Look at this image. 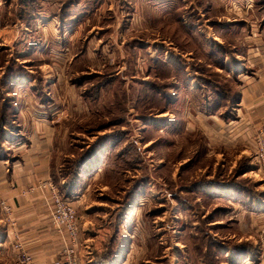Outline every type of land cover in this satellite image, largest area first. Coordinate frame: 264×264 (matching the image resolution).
<instances>
[{"label":"rangeland","instance_id":"rangeland-1","mask_svg":"<svg viewBox=\"0 0 264 264\" xmlns=\"http://www.w3.org/2000/svg\"><path fill=\"white\" fill-rule=\"evenodd\" d=\"M75 1L64 17V0L47 8L39 0L30 26L47 13L54 29L37 46L22 42L21 33L13 41L2 33L0 116L12 119L3 131L10 140L56 139L59 183L52 180L60 190L69 183L64 175L79 170L69 202L80 232L94 234L81 229L92 225L107 232L89 264H230L232 246L246 241L235 220L264 210V171L255 158L261 131L247 135L237 107L226 118L228 109L212 111L218 105L212 100L220 82L224 96L228 86L241 92L240 64L264 42V31L263 38L257 32L264 30V2L120 0L119 10L107 4L97 11L98 0ZM17 6L0 0V26L28 25ZM224 57L230 74L219 67ZM10 69L19 74L13 86L6 80ZM209 113L231 120L219 131L229 142L220 144ZM27 122L35 128L19 130ZM6 226L0 205V233ZM3 246L0 264H21ZM107 249V261L98 263Z\"/></svg>","mask_w":264,"mask_h":264},{"label":"crops","instance_id":"crops-1","mask_svg":"<svg viewBox=\"0 0 264 264\" xmlns=\"http://www.w3.org/2000/svg\"><path fill=\"white\" fill-rule=\"evenodd\" d=\"M42 1L44 8H47L48 5L56 6L59 4L60 0ZM83 1L92 2L97 0ZM98 1L101 2V5L96 7L95 10L97 11L106 10L107 4L109 6H107L108 9L115 5L117 9L119 8L120 0ZM122 2L127 3V0H122ZM11 4L12 3L10 2L9 5L11 6ZM9 5L8 7L10 8ZM128 6L131 7L132 5ZM93 8L94 7L86 5V11L92 12ZM121 9H123V7L120 8V10ZM44 14L40 13V19L35 22L34 26H24L22 25L23 23H18V21L14 24L5 23L1 25L0 38L2 33H5L4 38L8 40L10 37V41H13L15 33H21L23 34V38H21L22 42H24L26 38V43H29V45L34 44V46H37L38 43H43V40L47 36L44 33L48 34V29L50 27L51 29H54L51 25L52 21L49 18L47 19L49 15ZM226 29H229V27L226 26ZM263 31L264 30L262 29L261 31H257L261 32L258 34L260 38H263ZM255 46L258 52L256 51L255 53L250 54V58L249 56H245V59L240 64V69H243L244 73H241L243 76V82L241 86L240 100L236 106L238 110V118H236V120L243 121L244 124H242L241 128L246 130L247 135H251L250 130L254 132L264 131V42H257ZM204 108H206L205 105ZM21 110L22 109L20 108L18 109L19 117L21 116L20 112L22 113ZM206 117H208L207 122H212L214 124L216 123L215 121H217L218 125H211V129H216L218 127V130L216 131L219 134H221L219 131H224L226 126L230 127V124L232 123L231 120L228 119H223L224 122H219L218 117L215 116L214 113H209ZM211 117L214 119H211ZM36 124H39V122H36ZM220 124L221 126H219ZM39 125L45 124L41 123ZM27 126L30 129L35 128L34 122H27L25 123V126L19 124L17 127L21 130V127L26 129ZM216 131L212 130V133L217 135ZM5 135L4 146L6 152L7 150L9 151V154L5 153L3 157H0V199L8 200L10 204L13 205L16 230L25 248L33 256L35 263L50 264L53 260L61 258L64 239L63 234L52 225L50 211L51 202L47 197V193L39 188L38 185L41 181L52 180V173L56 168L54 159L56 139L54 137H44V135L32 134L17 138V140H10L7 136V131L5 132ZM217 136L221 139L220 144L229 142V140L222 134ZM32 186L35 188L29 190ZM261 205H264V200H262L260 206ZM235 221L244 227V233L240 236V239L244 238L246 241L253 239L256 241V246L253 251H248L246 254L240 255L238 258H234L233 261H230V264H264V236L261 234V230L264 226V210L256 215L252 213V211H248L245 218L243 217V219ZM84 227L85 226L81 228L83 231L86 230L90 233L93 231L94 233L89 235L80 232V241L82 244V247L79 250L81 251L80 256L82 261L86 259L84 262L89 264L94 261V256H92L91 253H93V251H100L96 242L107 236V234L105 235V230L102 232L100 229H95L93 225L88 226V228ZM1 234L0 243L4 245V248L9 247L13 250V253L17 256L13 247L14 240L12 230L9 225L5 227L4 232L0 233V235ZM122 264L125 263L123 262Z\"/></svg>","mask_w":264,"mask_h":264},{"label":"built area","instance_id":"built-area-1","mask_svg":"<svg viewBox=\"0 0 264 264\" xmlns=\"http://www.w3.org/2000/svg\"><path fill=\"white\" fill-rule=\"evenodd\" d=\"M255 158L260 169L264 171V131H261L255 138ZM47 193L51 202V218L53 226L63 234L64 247L61 250V258L53 260L50 264H82L79 259V250L82 247L80 241V227L76 208L66 200L59 187L53 180L41 181L38 185ZM32 186L29 190H33ZM4 220L12 230L13 247L17 254V259L21 264H36L31 253L25 248L16 230V220L14 218V207L8 200L0 201ZM264 236V226L261 230Z\"/></svg>","mask_w":264,"mask_h":264},{"label":"trees","instance_id":"trees-1","mask_svg":"<svg viewBox=\"0 0 264 264\" xmlns=\"http://www.w3.org/2000/svg\"><path fill=\"white\" fill-rule=\"evenodd\" d=\"M74 2H77L75 0H64L63 2V7H61V10H60V14H63L64 17H67L69 15V10H70V6H72L71 4H74ZM262 2H264V0H262ZM17 7H18V10H17V16L18 18H20L21 20H24L25 21V18L26 19V23L28 25H32L31 23H34V12L36 11V9L38 8V5H39V0H17ZM32 20V22H31ZM223 60V61H222ZM219 61H222L223 64L222 65H219L220 68L222 69H225L228 71V73L230 74V71L231 69L228 68L227 64L228 62L227 61V58H221ZM227 63V64H225ZM225 64V65H224ZM232 72V71H231ZM228 75V74H227ZM239 75V73H236L235 74V77L237 78ZM19 74L16 73L14 71V69H10L7 76H6V80H9L10 81V85H14V83H17V78H18ZM228 77H230V75H228ZM199 80L201 82H203V79H206L205 78V75L203 76H198ZM211 84V83H210ZM222 82H220V84L218 83V85L215 87V88H218V90H216V93L218 94V96L214 97V99L212 100L214 102V106L216 104H218L217 106H215V108L212 110V111H217V110H221L224 106V108L228 109L227 112H229V115L228 114H225V117L228 118L230 115H232L231 111L233 110L234 107L237 106L239 100H240V91H236V90H232L230 89V87L228 86V95L227 96H224V94L220 91V89L222 88ZM205 87V86H204ZM221 101H225L221 103ZM12 107V104H10L9 108ZM225 109V110H226ZM11 113H14L13 110H11ZM220 114H224L222 112H219ZM11 118L9 119H6V117L4 116H0V152L3 151V152H6V148L4 146V142H5V132L3 131V128L5 125H10L11 124ZM4 125V126H3ZM5 129V128H4ZM86 156L83 155V159L85 158ZM79 162L81 161L82 162V158L78 160ZM76 162V161H75ZM80 162V163H81ZM73 172V173H72ZM79 170L78 172H74L73 170H69L68 174L64 175V177H66V180L69 182L68 183V186H65L63 185L62 186V190L60 191H63L61 192L63 197L66 199V200H70L71 197H73L75 195V190L76 188L78 187V184H79ZM53 178H54V181L56 183H59L58 180H56V174L53 170ZM247 191V190H244V192ZM244 194H248V193H244ZM251 194V193H250ZM251 196V195H249ZM253 204V201L250 200V207L253 206L251 205ZM115 236H111V243H114L115 242ZM108 245L107 247L110 248L111 245ZM254 244L249 241H245V242H240V243H235L233 246H232V251L234 250L235 251V255H234V258H238L240 255H244L246 254L248 251H253L254 250ZM113 249V248H112ZM111 251V249H107L106 252H104L103 254H99L97 259H98V263H103V262H106L107 260V255L108 253ZM113 254V253H112Z\"/></svg>","mask_w":264,"mask_h":264}]
</instances>
